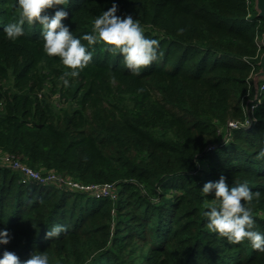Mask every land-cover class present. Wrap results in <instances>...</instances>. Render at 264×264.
I'll list each match as a JSON object with an SVG mask.
<instances>
[{
	"label": "trees",
	"instance_id": "1",
	"mask_svg": "<svg viewBox=\"0 0 264 264\" xmlns=\"http://www.w3.org/2000/svg\"><path fill=\"white\" fill-rule=\"evenodd\" d=\"M113 3L164 55L134 76L98 43L65 88L69 69L44 52L41 26L25 24L10 41L3 29L18 18V0H0V151L41 171L115 184L113 195L94 197L22 182L0 163V231L11 236L0 258L39 251L49 264H264L249 241L230 244L208 230L215 194L202 192L221 175L229 188L246 181L261 193L250 207L264 233V76L255 79L264 17L256 0H66L46 14L67 11L62 23L81 38ZM247 117L248 126L229 125ZM56 224L67 231L46 239Z\"/></svg>",
	"mask_w": 264,
	"mask_h": 264
},
{
	"label": "clouds",
	"instance_id": "2",
	"mask_svg": "<svg viewBox=\"0 0 264 264\" xmlns=\"http://www.w3.org/2000/svg\"><path fill=\"white\" fill-rule=\"evenodd\" d=\"M65 4L66 0H18V18L3 29L6 37L15 42L24 36L25 24H39L44 52L49 57H58L69 69L60 77L65 88L70 86V78H77L92 62L93 52L89 49L98 43H103L109 54L122 56L125 67L134 76H139L143 69L164 55L160 50V41L146 37L138 20L131 15L121 17L116 14L118 6L115 3L94 19L91 33L81 38L75 37L69 27L62 23L68 16L67 11L61 9L52 16L46 14L54 6ZM184 31L183 28L178 29L177 35H183ZM138 91L142 92L143 89ZM262 157L264 150L260 151L257 159ZM202 192L205 195L215 194L213 203L204 213L210 232L226 238L230 244L247 240L253 249L264 252V233L255 230L250 207L253 200H259V191L253 192L246 181L229 188L226 177L221 175L218 181L205 183ZM66 231V226L56 224L47 231L45 238L56 239ZM10 239L7 230L0 231V244L7 245ZM0 264H49V257L46 252L34 251L29 258L21 261L14 252L4 251Z\"/></svg>",
	"mask_w": 264,
	"mask_h": 264
},
{
	"label": "built area",
	"instance_id": "3",
	"mask_svg": "<svg viewBox=\"0 0 264 264\" xmlns=\"http://www.w3.org/2000/svg\"><path fill=\"white\" fill-rule=\"evenodd\" d=\"M261 44V40H259ZM260 89L264 90V81L260 84ZM257 101H252L247 107L248 117L254 115V111L260 101L259 98H256ZM245 120L244 123L237 121H231L229 123L232 127H241L248 126L251 123L250 119ZM0 163L4 166L10 167L13 170H16L21 175L22 182H36L40 184L44 183H55L59 185L66 186L73 190H80L87 192L88 194L94 197L102 196H111L115 190V184L113 182H103V183H84L79 180L62 176L55 171H41L35 169L26 162L22 161L20 157L15 156L12 153L1 152L0 151Z\"/></svg>",
	"mask_w": 264,
	"mask_h": 264
},
{
	"label": "water",
	"instance_id": "4",
	"mask_svg": "<svg viewBox=\"0 0 264 264\" xmlns=\"http://www.w3.org/2000/svg\"><path fill=\"white\" fill-rule=\"evenodd\" d=\"M256 7L259 10V15L264 17V0H256ZM261 45L264 46V32L261 38ZM261 70L255 74V79L257 80L259 76H264V52L260 60Z\"/></svg>",
	"mask_w": 264,
	"mask_h": 264
}]
</instances>
